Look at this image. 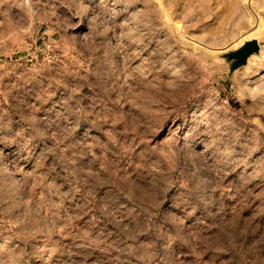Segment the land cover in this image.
<instances>
[{
  "label": "rangeland",
  "instance_id": "obj_1",
  "mask_svg": "<svg viewBox=\"0 0 264 264\" xmlns=\"http://www.w3.org/2000/svg\"><path fill=\"white\" fill-rule=\"evenodd\" d=\"M231 1L0 0V264H264V0Z\"/></svg>",
  "mask_w": 264,
  "mask_h": 264
},
{
  "label": "bare ground",
  "instance_id": "obj_2",
  "mask_svg": "<svg viewBox=\"0 0 264 264\" xmlns=\"http://www.w3.org/2000/svg\"><path fill=\"white\" fill-rule=\"evenodd\" d=\"M215 1V0H214ZM231 1V0H230ZM240 1H242V0H240ZM239 1V2H240ZM195 2H196V0H195ZM224 2H225V4L226 3H228L229 2V0H224ZM232 2V1H231ZM238 2V3H239ZM247 7H249V6H251V5H253L252 3H251V0H243L242 1ZM212 4V3H211ZM215 4V3H214ZM217 4V3H216ZM234 4V3H233ZM196 6H198V5H196ZM227 6V5H226ZM231 6V5H230ZM244 6V5H243ZM200 8V7H199ZM228 8H230V7H228ZM201 9H202V7H201ZM209 11V10H208ZM211 12V11H210ZM216 12V11H215ZM245 13V12H244ZM205 16V15H204ZM224 16H226L225 14H224ZM197 17V16H196ZM195 18V17H194ZM228 18H229V16L227 17H224V19H223V21L225 22V21H227L228 20ZM213 19V18H212ZM226 28V27H225ZM246 35L248 36V37H251V36H253V35H264V32L262 31H260L259 30V28H257V29H254V30H251V31H249L248 33H246ZM240 36V35H239ZM243 37L244 36H240L239 37V39H238V41L240 42L239 44H241L242 46L238 49V50H241L244 46H245V44H247L248 42H250V41H252V40H255L256 38H252L251 40H250V38H246V40L244 39L243 40ZM243 40V41H242ZM256 40H258V39H256ZM246 41V42H245ZM244 42V44H242ZM260 43V42H259ZM260 49H261V44H260V48L258 49V50H256V51H253L249 56H248V58H247V60H249V58H250V56H254V54L255 53H259L260 52ZM240 52V51H239ZM256 71V70H255ZM11 162V161H10ZM55 247V246H54ZM50 250V249H49ZM57 250V249H56ZM54 252H55V250H53ZM52 251V252H53ZM46 252H48V250L46 251ZM56 253V252H55ZM51 254V253H50ZM51 256H53V255H51ZM55 256V255H54ZM46 257V256H45ZM51 261H52V259H50ZM54 262V261H53ZM50 263V262H49Z\"/></svg>",
  "mask_w": 264,
  "mask_h": 264
},
{
  "label": "water",
  "instance_id": "obj_3",
  "mask_svg": "<svg viewBox=\"0 0 264 264\" xmlns=\"http://www.w3.org/2000/svg\"><path fill=\"white\" fill-rule=\"evenodd\" d=\"M260 48V43L258 40H252L245 44V46L240 50L238 57L241 59V61H245L248 56L253 52Z\"/></svg>",
  "mask_w": 264,
  "mask_h": 264
}]
</instances>
